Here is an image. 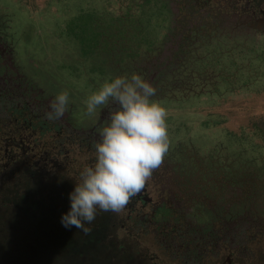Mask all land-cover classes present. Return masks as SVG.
<instances>
[{
    "label": "rangeland",
    "instance_id": "rangeland-1",
    "mask_svg": "<svg viewBox=\"0 0 264 264\" xmlns=\"http://www.w3.org/2000/svg\"><path fill=\"white\" fill-rule=\"evenodd\" d=\"M32 1L22 3L24 7H15L12 0H0V6H5L14 17L17 40L14 53L23 67L25 76L22 78L27 86L23 95L0 96V119L8 118V108L14 102L17 106L26 102L32 109L42 104L44 117L51 100L66 90L69 93L68 111L55 123L62 125L64 135L75 129L87 132L97 123L99 113L104 109H98L92 117L83 115V102L94 90L87 87L91 78L84 75L77 77L76 82L65 74V70L55 69L62 63L72 65V55L63 53L64 60L59 63H52L51 56L57 50L53 39L57 34L55 21L63 25L82 0H52L45 11H34ZM246 1L94 0L105 16L127 17L139 22L142 33L154 42L153 48L160 51L155 58L158 63L169 64L176 53H186L177 66L183 69L179 81L185 87L168 89L161 86L156 88L153 99L168 110L170 147L164 163L177 166V180L171 183V191L180 195L177 192L182 189L181 183H187L195 192L194 204L197 205L186 212L174 213L161 207L154 217L138 218L135 223L120 220L125 218L123 211L117 214L98 210L95 220L85 224L91 228L85 235L74 227L65 229L60 223L61 214L69 209L68 194L71 191L66 185L64 188L46 180V185L32 184V191L24 193L23 197L8 199L5 194L9 190L21 193V187L17 186L18 163H15V177L0 182V241H10L7 247H14L9 255L5 253L11 260L4 263L34 264V256L55 261L59 248L68 246L70 256L83 248V255H78L80 258L101 257V264H167L168 260L173 263L178 253L190 254L186 252L190 237L211 230L214 235H223L218 226L206 228V223L216 217L214 213L222 209L220 204L223 202L229 208V215L242 214L246 203L253 205L264 218V190L261 188L264 185V115L250 117L246 114L238 118L242 107L264 97V30L257 24L246 23L245 16L238 18V14L243 15L247 10L242 9ZM48 63L52 68L41 72L40 65L48 67ZM0 64V77L5 75V68H18L12 63L8 67L6 62L0 61ZM233 106L235 114L229 113L233 119L215 112ZM228 121L235 125L234 132L226 127ZM70 150L71 159L84 161L78 144ZM88 159L94 163V153L91 152ZM85 166H88L87 162ZM220 177L224 185H229L224 186L228 191L216 189ZM252 179V187L255 182L259 190L254 191L251 187L254 196L243 200L247 191H242V187ZM77 181L75 179L74 183ZM40 191H48V194L42 196ZM199 192L209 196L200 202L202 208L198 207L200 200L196 198L198 195L203 197ZM199 210H204L201 216L196 215ZM184 219L193 224L198 220L203 223L195 229L187 223L181 225ZM121 224H125V229ZM240 230L235 226L234 235L241 236ZM2 256L5 255L0 252V264L3 263Z\"/></svg>",
    "mask_w": 264,
    "mask_h": 264
},
{
    "label": "flooded vegetation",
    "instance_id": "flooded-vegetation-1",
    "mask_svg": "<svg viewBox=\"0 0 264 264\" xmlns=\"http://www.w3.org/2000/svg\"><path fill=\"white\" fill-rule=\"evenodd\" d=\"M251 5H254V9H251ZM246 8L243 15L238 14V18L245 16L246 23L257 24L264 30V0H247L245 4L243 3L242 9ZM22 104L27 106L22 109L24 112L21 116L22 124L18 127L14 126L16 129L13 130L14 133L11 131L12 135L11 132L6 135L3 156L0 155V182L11 181L10 178L15 177L16 166L14 164L18 163L17 186L21 187V193L18 195L15 191L9 190L5 195L9 200L12 196L21 198L24 193L32 191V184L46 185V180H50L51 183L55 182L64 188L67 186L69 191H72L74 184L68 185L74 183L75 179H79V173L83 170L84 164L86 162L88 166L93 164V162H88V157L91 152L94 153L93 144L98 139V129L104 121L108 109L104 108L100 111L97 123L87 132L82 131L83 129L81 131L75 129L64 135V131L60 127L62 125L42 116L44 105L41 104L40 107L32 109L26 102ZM11 126L13 128V125ZM3 127L6 125L4 124ZM75 144H78L80 152L82 151L83 156L81 157L87 161L84 159L83 162L81 160L75 162L74 159H71L70 149ZM175 170H177V166H170L163 162L162 166L154 171L144 190L134 197L123 211L125 218L122 217L120 220L135 223L138 218L154 217L156 210H160L161 207L171 213L186 212L189 208H194V205H197L194 204L196 201L194 199L195 192L191 191L187 183H181L182 189L179 188L181 191L177 192L180 195H176V191H171V183L177 180ZM40 193L44 196L48 194V191H40ZM245 195L247 196L243 200L254 196L253 191H247ZM202 196L196 197L200 200L199 208H202L200 202L209 197L206 194ZM241 197L239 198L241 199ZM175 200L177 203L174 202ZM160 201L164 205H161ZM220 206L222 209L214 213L216 217L207 223L204 221V223H206V228L218 226L223 235H214L211 230L204 235L190 237L191 242L187 241L186 244H189L186 247V252H190V254L182 253L180 255L178 253L176 261L171 263L168 260L167 264H264V218L261 217L260 211L256 210L253 205L251 207L245 203L242 214L229 215V208L226 207L225 202ZM144 211L146 213H143ZM203 211L199 210L200 213H196V215L201 216ZM185 223L196 229L199 227V223H203V220H198L193 224L184 219L181 225ZM235 226L241 228L239 231L241 236L234 235ZM121 228L125 229V224H121ZM235 239L237 243H235ZM237 239L239 240L237 241ZM190 244H193V247ZM189 257L191 258L189 259Z\"/></svg>",
    "mask_w": 264,
    "mask_h": 264
},
{
    "label": "clouds",
    "instance_id": "clouds-1",
    "mask_svg": "<svg viewBox=\"0 0 264 264\" xmlns=\"http://www.w3.org/2000/svg\"><path fill=\"white\" fill-rule=\"evenodd\" d=\"M157 89L138 73L104 79L84 100L83 115L92 117L107 108L94 142L95 160L79 173L68 194L69 209L61 214L65 229L85 235L97 211L120 213L139 195L159 169L170 147L168 110L153 99ZM69 93L59 92L44 118L62 119L68 111Z\"/></svg>",
    "mask_w": 264,
    "mask_h": 264
},
{
    "label": "trees",
    "instance_id": "trees-1",
    "mask_svg": "<svg viewBox=\"0 0 264 264\" xmlns=\"http://www.w3.org/2000/svg\"><path fill=\"white\" fill-rule=\"evenodd\" d=\"M76 6L71 16L63 21V25L55 21L57 23L55 24L57 34L53 35V39L57 44L55 48L57 50L56 54L52 53L51 55L52 63L63 61L64 57H61L63 53L68 56L72 55L73 58L72 65L62 63L56 65L55 69L59 71L60 69L65 70V74L75 79L76 82L77 77L81 78L84 75L91 78L90 85L87 84V87L94 90L104 79L131 73L142 75L155 88L163 86L164 88L175 89L184 86V83L179 81L182 80L180 73L183 69L177 67L179 65L178 60L186 54L184 51L176 53L173 62L160 64L155 59L158 58L160 51L154 49V42L142 33L139 22H133L127 17L105 16L100 6L94 4V0H82ZM50 22L54 23V20H50ZM15 35L16 30L13 15L7 11L6 7L0 6V61L6 62L8 64L6 65L7 67L11 63L15 64V67H18L15 68L16 70H12V68H10L11 70H6L5 68V75H1L0 77V96L14 97L23 95L27 87L22 78V76H25L24 70H22L23 67L19 65L14 53L17 44ZM48 64L51 65V63ZM49 65L45 67V65L41 64V72L52 68V65L51 67ZM1 69L2 64H0ZM18 73L20 74V78L17 77ZM7 74L10 76H6ZM26 107L23 104L17 106L14 102L8 108V118L0 119L1 156H3L2 152L5 148L4 141L6 135H9V132H13L16 129L14 128L15 125L18 127L22 124L21 116L24 114L22 109ZM7 121L13 124V128L12 124L8 123V125L6 123ZM4 124L6 127H3ZM12 132L11 135L14 133ZM222 179L220 177L216 189L218 191H228L229 189H226L224 186L229 185H224L221 182ZM252 183L253 179L248 180L244 184V188L242 187V191H251ZM252 188L254 191L259 190L255 182ZM261 188L264 190V185ZM14 198L15 196H12L10 201L14 200ZM7 242L10 241H0V252L5 255L1 257L2 264H6L4 263L6 260H11L8 255L14 250L12 246L7 247V244H9ZM69 247H62L63 249L60 247L59 249L61 250L58 251L55 261H52V259L46 261L42 260L39 256H34L33 262L34 264H101V257H91L93 259L80 258L78 255H83V248L79 250V253L77 252V254L70 256L67 251Z\"/></svg>",
    "mask_w": 264,
    "mask_h": 264
},
{
    "label": "crops",
    "instance_id": "crops-1",
    "mask_svg": "<svg viewBox=\"0 0 264 264\" xmlns=\"http://www.w3.org/2000/svg\"><path fill=\"white\" fill-rule=\"evenodd\" d=\"M27 1L28 0H12L15 7L22 6V3H27ZM51 1L52 0H34V1H32L33 2L32 4L34 5L33 10L36 11V9H37L38 11H45L46 8L51 3ZM22 7H24V6H22ZM28 11L31 14L30 10H28ZM233 111H235L234 106L232 108L217 109L215 112L217 114L226 115L229 118L233 119V117H231L229 114V113H232L234 115L235 113ZM246 114L250 117H256L259 115L260 116L264 115V97L260 101H255L252 104H248V107L247 106L242 107L241 110H239L238 118H241V117L245 116ZM240 121H242V120H240ZM226 127L230 131H233V132L235 131V125L231 121H228Z\"/></svg>",
    "mask_w": 264,
    "mask_h": 264
}]
</instances>
